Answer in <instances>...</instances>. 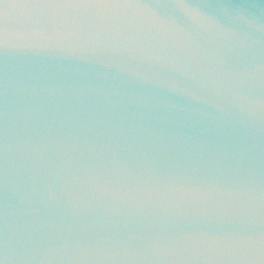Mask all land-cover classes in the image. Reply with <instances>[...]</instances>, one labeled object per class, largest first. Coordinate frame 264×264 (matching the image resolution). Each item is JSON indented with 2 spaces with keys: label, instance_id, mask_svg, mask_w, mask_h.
I'll return each instance as SVG.
<instances>
[{
  "label": "water",
  "instance_id": "1",
  "mask_svg": "<svg viewBox=\"0 0 264 264\" xmlns=\"http://www.w3.org/2000/svg\"><path fill=\"white\" fill-rule=\"evenodd\" d=\"M0 0L3 264H264V0Z\"/></svg>",
  "mask_w": 264,
  "mask_h": 264
},
{
  "label": "snow or ice",
  "instance_id": "2",
  "mask_svg": "<svg viewBox=\"0 0 264 264\" xmlns=\"http://www.w3.org/2000/svg\"><path fill=\"white\" fill-rule=\"evenodd\" d=\"M36 3H66L70 6H87V5H96V4H106L112 2V0H35ZM176 7L184 11V13L190 18L202 15L201 13L187 10L183 7V0H174ZM0 264H3L0 261Z\"/></svg>",
  "mask_w": 264,
  "mask_h": 264
}]
</instances>
